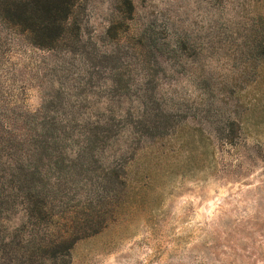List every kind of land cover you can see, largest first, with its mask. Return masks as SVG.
Here are the masks:
<instances>
[{
    "label": "rangeland",
    "instance_id": "rangeland-1",
    "mask_svg": "<svg viewBox=\"0 0 264 264\" xmlns=\"http://www.w3.org/2000/svg\"><path fill=\"white\" fill-rule=\"evenodd\" d=\"M5 1L0 117L46 116L73 150L103 140L60 206L92 179L81 227L96 226L123 190L103 172L127 177L115 222L37 264H264V0H131L132 21L120 0H79L50 50L3 17ZM25 223L16 207L3 235L26 239ZM19 249L0 264H22Z\"/></svg>",
    "mask_w": 264,
    "mask_h": 264
},
{
    "label": "trees",
    "instance_id": "trees-1",
    "mask_svg": "<svg viewBox=\"0 0 264 264\" xmlns=\"http://www.w3.org/2000/svg\"><path fill=\"white\" fill-rule=\"evenodd\" d=\"M78 1L6 0L1 5V12L6 20L27 33L35 47L50 50L65 39L68 21ZM120 1V11L129 15L128 20L132 21V1ZM71 123L75 124L76 120H71ZM97 128H101V125ZM83 138L85 145L73 150L67 144L71 140L69 127H61L46 116L36 113L17 121L0 117V261H11L12 246H18L17 254L22 257V264H37L39 259L64 253L78 240L99 233L120 217L128 186L123 180L121 182V178L126 180L127 177L117 169H108L103 175L109 180L112 176L123 190L116 188L111 192L114 200L107 204L111 215L103 217L98 225L81 227L86 221L93 223L95 217L94 202L86 194L94 191L91 188L94 187L92 179H86L91 185L76 196L81 201L79 204L75 200H72V205L59 204L60 198H67L68 192H74L68 176L86 172L85 166L90 165L88 162L84 164V160L95 162L97 150L103 142L92 133H87ZM67 201L70 202L68 198ZM16 207H21L26 216L25 224L30 229L26 239L19 236L18 231L12 233L11 237L5 238L3 235L5 215ZM42 227L46 233L39 236Z\"/></svg>",
    "mask_w": 264,
    "mask_h": 264
}]
</instances>
